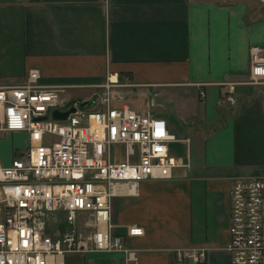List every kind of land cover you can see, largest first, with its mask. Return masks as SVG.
Segmentation results:
<instances>
[{"label": "crops", "instance_id": "crops-1", "mask_svg": "<svg viewBox=\"0 0 264 264\" xmlns=\"http://www.w3.org/2000/svg\"><path fill=\"white\" fill-rule=\"evenodd\" d=\"M253 45L264 46L258 0H0V86L38 69L40 84L66 86L64 96L92 107L99 85L117 74L131 108L164 118L179 139L169 144L179 165L112 202L117 233L144 229L125 237L136 260L69 253L66 264H233L225 249L231 182L264 176V85L249 82ZM226 82L236 83L233 106L220 103ZM0 133L9 165L27 133ZM123 159L114 145V162ZM199 247L208 249L205 262L178 261L176 250Z\"/></svg>", "mask_w": 264, "mask_h": 264}, {"label": "built area", "instance_id": "built-area-1", "mask_svg": "<svg viewBox=\"0 0 264 264\" xmlns=\"http://www.w3.org/2000/svg\"><path fill=\"white\" fill-rule=\"evenodd\" d=\"M249 54V82L264 85V46H251ZM40 78L32 69L24 81L0 86V132L27 133V146L11 164L0 160V264H66L67 254L89 252H124L136 260L125 237L143 236L144 229L131 225L117 233L112 202L138 196L141 181L179 165L169 156V144L179 139L164 118L124 101L117 74L99 85L100 108L91 111L64 96L66 86L42 85ZM225 84L220 103L233 106L236 83ZM71 108L65 120L52 116ZM50 135L55 139L48 142ZM114 145L123 146L121 162L113 160ZM230 198L225 249L232 263L264 264V176L234 178ZM207 251L175 253L178 261L202 263Z\"/></svg>", "mask_w": 264, "mask_h": 264}, {"label": "rangeland", "instance_id": "rangeland-1", "mask_svg": "<svg viewBox=\"0 0 264 264\" xmlns=\"http://www.w3.org/2000/svg\"><path fill=\"white\" fill-rule=\"evenodd\" d=\"M123 96H124V95H123ZM124 101H125L126 103H128V102L126 101L125 97H124ZM128 104H129V103H128ZM99 108H100V107H99V105H98V103H97V104H94L92 107H86V110L91 111V110H97V109H99ZM52 139H55V138L51 137V135H50V138H49L47 141H48V142H51ZM22 141L25 142V138H23ZM8 143H9V138L6 137V136H4V135H2V133H0V150H2V147H3V146L8 145ZM22 144H23V143H22ZM24 146H25V144L21 145V148H20V149L25 148L27 145H26L25 147H24Z\"/></svg>", "mask_w": 264, "mask_h": 264}, {"label": "water", "instance_id": "water-1", "mask_svg": "<svg viewBox=\"0 0 264 264\" xmlns=\"http://www.w3.org/2000/svg\"><path fill=\"white\" fill-rule=\"evenodd\" d=\"M74 111H75V108H71L70 110L64 111V112L56 110L53 112L52 116L56 120H65L67 119L68 115Z\"/></svg>", "mask_w": 264, "mask_h": 264}, {"label": "trees", "instance_id": "trees-1", "mask_svg": "<svg viewBox=\"0 0 264 264\" xmlns=\"http://www.w3.org/2000/svg\"><path fill=\"white\" fill-rule=\"evenodd\" d=\"M93 100H90V101H85L82 103V106L86 107L88 105H90L92 103Z\"/></svg>", "mask_w": 264, "mask_h": 264}, {"label": "bare ground", "instance_id": "bare-ground-1", "mask_svg": "<svg viewBox=\"0 0 264 264\" xmlns=\"http://www.w3.org/2000/svg\"><path fill=\"white\" fill-rule=\"evenodd\" d=\"M116 78L114 77V80H115Z\"/></svg>", "mask_w": 264, "mask_h": 264}]
</instances>
